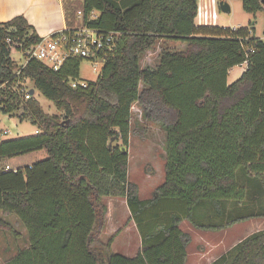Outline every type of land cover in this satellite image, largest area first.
Segmentation results:
<instances>
[{
    "label": "trees",
    "instance_id": "trees-1",
    "mask_svg": "<svg viewBox=\"0 0 264 264\" xmlns=\"http://www.w3.org/2000/svg\"><path fill=\"white\" fill-rule=\"evenodd\" d=\"M241 2L246 13L264 17L260 0ZM64 5L68 26L118 36L96 81L73 89L69 79L76 80L84 60L68 59L57 72L35 59L20 68L11 49L25 52L42 38L22 16L0 23L1 112L27 118L38 130L0 142V214L14 216L27 241L4 264H186L190 237L182 222L219 232L264 219L257 197L264 195V37L248 28L196 25L197 0ZM163 42L185 47L162 48L154 68L141 67ZM242 64L245 70L228 85L229 71ZM26 82L56 114L46 113L33 96L24 100L16 87ZM134 106L166 135L164 179L145 200L128 177ZM38 151L46 158L5 169L4 160ZM104 198L126 202L141 236L132 258L111 252L113 237L100 240ZM203 210L209 217L201 220ZM0 232L20 237L1 217ZM211 264H264V230Z\"/></svg>",
    "mask_w": 264,
    "mask_h": 264
},
{
    "label": "rangeland",
    "instance_id": "rangeland-1",
    "mask_svg": "<svg viewBox=\"0 0 264 264\" xmlns=\"http://www.w3.org/2000/svg\"><path fill=\"white\" fill-rule=\"evenodd\" d=\"M225 2L230 7L229 13H222L218 7L213 11L217 14V24L224 28H248L253 30V36L258 38L264 37V17L261 12L256 14L246 13L242 8L241 0H220ZM206 3V2H205ZM204 3V4H205ZM208 4V1H207ZM205 6H207L205 4ZM204 13V12H203ZM208 13V12H207ZM80 22V21H79ZM184 45L179 42H163L161 46L148 52L141 61V67L154 68L158 62L159 53L162 48L169 51L183 50ZM11 59L21 66L25 63L24 53L16 49H11ZM103 63H98L97 72L93 71L94 64L89 61H82L79 67L77 81L95 82ZM245 64L232 68L227 77V84L237 80L245 70ZM28 90L32 89L30 83H24ZM33 97L40 104L42 109L52 115L56 114L54 105L42 97L37 91ZM130 135L128 140V177L129 181L137 184L142 198H148L153 189L157 187L164 179V160L166 155L165 132L157 125L148 122L143 116L140 109L134 106L132 110V119L130 122ZM9 130L7 136H2L1 140L13 139L14 137H26L37 134V127L34 126L27 118L19 119L11 117L0 112V131ZM46 158L45 151H38L32 154L23 155L20 157L4 160L5 164L10 168L23 167L32 161H39ZM253 193V189L251 190ZM254 194V193H253ZM260 195V196H259ZM259 202L264 205V195L259 194ZM110 206L111 213L108 221L111 230V225L115 228L116 233H110L106 230V239L116 238L122 231L123 223L129 217L130 212L127 211L126 205L122 199H105ZM209 217L207 210L201 211V220ZM10 224H13L14 229L20 235L18 238H13L9 234L0 232V264H4L10 260L19 249L25 248L27 245L26 233L18 223H15V218L9 219ZM15 224V225H14ZM17 224V225H16ZM132 224V223H131ZM190 229L192 241L189 248V264H211L220 256L224 255L233 246L250 234L264 230V219H252L219 232H205L193 229L186 222L181 224V227ZM131 226H134L133 224ZM117 228V229H116ZM132 228V227H131ZM129 236H134V239L129 245L132 253H135L138 246L137 233L135 228L129 231ZM116 236V237H115ZM106 240V242L108 241ZM121 245L116 244L115 250H120ZM128 253V252H127ZM129 256L127 254H123Z\"/></svg>",
    "mask_w": 264,
    "mask_h": 264
},
{
    "label": "crops",
    "instance_id": "crops-1",
    "mask_svg": "<svg viewBox=\"0 0 264 264\" xmlns=\"http://www.w3.org/2000/svg\"><path fill=\"white\" fill-rule=\"evenodd\" d=\"M207 1H208V4H207ZM204 3L207 6H205ZM197 5H198V13H197V16L195 18V24L196 25H207V26H216V25L218 26V24H217L218 17L216 20H212L210 17L211 13L215 12V11H213L214 8L218 7V1L217 0H197ZM203 12H208V14L205 15ZM19 16H22L27 21V23L35 30V32L37 33V35L40 38H45V37L50 36L52 34H55L57 32L63 31L67 28H72V27L76 26V25L68 26L66 24L64 0H0V23H6V22L12 20L13 18L19 17ZM33 95H34V93H33ZM14 138H18V137H14ZM0 141H2L1 137H0ZM35 162H37V161H32L26 166H30L31 164H33ZM5 165H6V167L10 168V166H8L7 164H5ZM151 194L149 195L148 198H150ZM139 197L141 200L148 199V198H142L140 191H139ZM105 199H107V200L122 199L126 205V202L123 198H104V202H105ZM105 204L107 206V212H106L105 217H104V226H103V229L100 233V240L103 243H106V240L108 239V238L106 239V237L104 236V235H106V230L111 231L110 233H113V234L116 233V231H117V230L115 231V228L112 225L110 226V227H112V228H110L111 230H109L107 228L109 226L108 225L109 224L108 218H109V215L111 213V210H110V206H108L107 202H105ZM126 208H127V211H129L127 205H126ZM0 217L3 220L7 221L8 223H10L9 219L15 218L14 216L3 217L1 214H0ZM15 223H18L16 218H15ZM131 223L134 226H131L132 225ZM182 223H184V222H182ZM11 225L13 226V224H11ZM123 226H125V227L122 228V231H120L118 236L117 237L115 236L116 238L113 239L111 246H110V250L113 253H117V254H121V255L127 254L129 256H126V257L132 258L141 250V236L139 234V231H138L134 221L131 219L130 216L127 217V219L123 223ZM134 228H135L136 233H137L138 246L136 248L135 253H132L129 245H131L130 240L132 239V241H133L134 236H129L128 233H129V231H133ZM180 229L183 233H186L190 237V242L187 246V254L188 255H187V262H186V264H189L188 263V261H189V258H188L189 257V248H190L191 241H192L191 230L185 229L183 227V225H182V227L180 225ZM116 244L121 245L120 250H122L123 252H118L115 250ZM26 247H27V245L25 246V248ZM123 256H125V255H123Z\"/></svg>",
    "mask_w": 264,
    "mask_h": 264
},
{
    "label": "built area",
    "instance_id": "built-area-1",
    "mask_svg": "<svg viewBox=\"0 0 264 264\" xmlns=\"http://www.w3.org/2000/svg\"><path fill=\"white\" fill-rule=\"evenodd\" d=\"M204 14H208L204 12ZM212 20L217 19L215 12L210 15ZM95 13H91L90 19H95ZM77 19L82 20V13L77 12ZM118 33H100L86 25H78L72 28H67L63 31L57 32L45 38L35 46L23 52L25 56V63L20 66L23 67L28 60L35 59L54 72L60 70L68 59H81L89 61L94 64L93 71L97 72L98 63H103L105 54L113 48L114 40ZM103 56L99 57L98 54ZM19 70L16 71V75ZM69 85L73 89L86 88L88 82L77 81L69 79ZM17 92L23 96L24 100L30 98V93L25 85L16 87ZM38 133V132H37ZM9 130L0 131V137L7 136ZM9 167H6L7 170Z\"/></svg>",
    "mask_w": 264,
    "mask_h": 264
},
{
    "label": "water",
    "instance_id": "water-1",
    "mask_svg": "<svg viewBox=\"0 0 264 264\" xmlns=\"http://www.w3.org/2000/svg\"><path fill=\"white\" fill-rule=\"evenodd\" d=\"M260 3L262 5V7L264 8V0H260ZM218 8L219 10L222 12V13H229L230 12V7L227 3L225 2H222V1H218ZM30 93V96H33V93H34V90L31 89L29 91ZM0 112H1V106H0ZM1 142V141H0ZM109 147H110V144H109Z\"/></svg>",
    "mask_w": 264,
    "mask_h": 264
}]
</instances>
